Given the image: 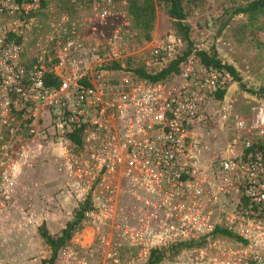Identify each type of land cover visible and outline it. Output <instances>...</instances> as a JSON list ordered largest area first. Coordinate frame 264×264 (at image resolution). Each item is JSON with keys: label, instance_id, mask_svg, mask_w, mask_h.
<instances>
[{"label": "built area", "instance_id": "2783aa9c", "mask_svg": "<svg viewBox=\"0 0 264 264\" xmlns=\"http://www.w3.org/2000/svg\"><path fill=\"white\" fill-rule=\"evenodd\" d=\"M1 7L28 12L35 6ZM99 17L106 21L107 11ZM68 31L72 38L67 37L57 52L54 70H46L39 57L28 73L16 64L20 45L7 32L0 35V74H14L0 84L13 96L5 97L2 107L4 113L27 115L32 121L28 136L56 143L59 170L76 172L80 181L88 171L99 179L102 172L123 179L127 214L121 215L117 207L121 181L115 192L107 191V205L97 197L96 223L122 234L141 251L206 240L217 256L206 264H264V149L244 139L246 123L233 115V105L215 99L228 75L190 54L169 79H139L120 62L117 44L122 38L115 31L101 61L103 66L119 64L114 71L122 75L105 80L97 68L81 66L75 55L83 48L82 39L74 25ZM83 51L100 59L97 47ZM141 55L140 65L154 73L176 60V44L156 40ZM47 74L58 79L57 88L46 86ZM213 102L220 105L221 122L233 117L241 134L227 142L221 154L204 141L209 134L200 132L213 120ZM252 130L263 136L264 113L247 133ZM9 135L14 138L17 131L11 129ZM71 135H79L81 143ZM12 145H0V199L9 196L14 176L32 155L28 145ZM229 202L233 207L228 210ZM216 229L234 234L235 243L213 241Z\"/></svg>", "mask_w": 264, "mask_h": 264}, {"label": "rangeland", "instance_id": "374dc122", "mask_svg": "<svg viewBox=\"0 0 264 264\" xmlns=\"http://www.w3.org/2000/svg\"><path fill=\"white\" fill-rule=\"evenodd\" d=\"M259 1L183 0V23L189 28L188 43L182 40L168 17L167 7L157 0H154L153 21L147 29L135 24L129 15L127 0H29L21 5L12 0L6 5L1 2V6L35 7L28 12L0 7V35L7 32L20 45L21 54L16 64L26 73L39 57L46 70H54L57 52L67 37L72 38L68 27L74 25L76 36L83 42L76 59L84 69L97 68L105 80H117L122 75V72L106 69L114 64L103 66L101 61L109 52L107 41L115 31L120 32L122 38L117 49L126 69L142 63L141 53L156 40L176 44V56L188 50H193L195 55L205 52L221 65L231 66L236 71L241 81L227 76L221 103L232 104L233 115L246 123L244 139L264 149V134L260 137L253 133L255 130L247 133L264 113V98L247 92L264 88V6L251 12H239ZM103 10L107 11L108 17L101 22L99 13ZM95 47L100 59L84 56L83 50L88 52ZM13 76L1 71L0 84ZM5 97L13 96L0 89V145L23 143L31 148L32 155L27 165L14 176L15 184L9 196L0 199V264H41L42 260H51L53 264H150L152 250H139L122 234L97 224L93 217L97 197L102 200L101 204L107 205V191L115 192L118 182L123 179L119 175L110 178L104 172L99 179L96 172L88 171L86 176L82 174L80 181L76 172L70 174L59 170L56 143L49 137L34 139L28 136L32 121L27 115L14 116L12 110L4 113ZM219 109L218 102H213L209 110L213 120L200 129L209 134L204 141L216 154H221L227 142L241 135L234 128L233 117L221 122ZM46 125L44 122L40 128ZM11 129L17 131L14 138L9 135ZM44 132L47 134V129ZM121 183L120 191L116 193L117 207L122 208L123 215L127 214L129 204L123 181ZM230 203L228 210L233 207ZM65 229L70 231V237L62 247L54 248L42 238L41 231L44 230L51 239L59 240ZM211 237L213 241L227 239L235 243V239L223 235L212 234ZM207 245L205 240L202 246L191 250L173 251L170 248L160 251L158 256L161 254V257L155 264H206V259L217 257Z\"/></svg>", "mask_w": 264, "mask_h": 264}, {"label": "trees", "instance_id": "16d2710c", "mask_svg": "<svg viewBox=\"0 0 264 264\" xmlns=\"http://www.w3.org/2000/svg\"><path fill=\"white\" fill-rule=\"evenodd\" d=\"M0 0V7L1 2ZM29 0H14L15 3L21 5L27 3ZM128 1V12L132 17L133 21L136 25L142 26L144 29H147L151 26L153 21V12H154V0H127ZM162 2L167 7V15L174 22L177 32L182 36V40L189 43V28L186 26L183 21L185 19V12L183 8V0H157ZM264 6V0H260L259 2H252L246 8L239 10V12H251L255 8ZM19 42V41H18ZM193 50H188L185 54L181 56H177L176 60L169 63L167 66L163 67L161 70L149 73L142 65L138 64V66L134 68H128L127 71L133 72V74L142 80H146L150 83H157L160 81H164L172 77L173 74L178 72V66L180 62L188 55L192 54ZM196 56L199 57L201 62L206 66H212L218 69L221 73L227 74L233 80L240 82L241 80L238 78L236 71L231 66H223L221 63L214 57L210 56L205 52H196ZM107 70H119L120 65L114 64V66L107 67ZM45 84L48 87L57 88L59 86L58 79L51 75L47 74L45 77ZM223 92L219 91L215 97L216 99L221 100L223 98ZM247 92L256 95L258 97L264 98V88H261L257 91L247 90ZM71 139L76 143H81V138L79 135H71ZM70 231L65 229L62 231V235L59 240H53L49 235L45 233L44 230L41 231L42 238L45 239L46 243L54 248L62 247L67 239H69ZM214 236L223 235L228 238L236 239V236L231 232L223 229H216L214 231ZM205 243V240L199 242H188V243H180L175 245L171 250L173 251H181V250H191L195 247H200ZM165 250H152L149 256V263L155 264L159 258L158 252ZM41 264H53L51 260H42Z\"/></svg>", "mask_w": 264, "mask_h": 264}]
</instances>
